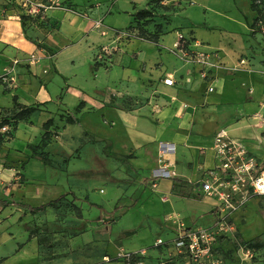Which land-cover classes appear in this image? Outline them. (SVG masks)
I'll use <instances>...</instances> for the list:
<instances>
[{
	"label": "crops",
	"instance_id": "0c3cea01",
	"mask_svg": "<svg viewBox=\"0 0 264 264\" xmlns=\"http://www.w3.org/2000/svg\"><path fill=\"white\" fill-rule=\"evenodd\" d=\"M50 1L43 10L32 14L25 28L20 17L0 26V70L12 69L17 80L12 90L1 91V96H7L10 102L0 109V123L8 118L5 110L13 108L14 98L23 106L37 108L27 120L9 119L11 137L4 141L0 138L4 143L0 151L9 152L8 162L35 161L26 158L31 153L28 146L42 143L44 125L51 120L50 131L61 126V139L70 140L75 146L73 151L78 147L81 151L89 148L90 153L98 150L96 157L106 166L103 175L98 176L118 178L110 170V165H116L115 170L121 174L118 180L126 181L131 193L152 188L162 200H207L212 206L198 185L204 172L218 165L213 141L221 130L244 142L264 169V32L252 0L247 3L246 20L234 12L224 17L213 14L211 21L204 18L203 23H173L185 9V0H172L177 3V11L164 8L166 16L159 12L155 0H95L88 6L84 0L80 4L76 0ZM160 3L170 7L168 0ZM260 5L264 8V2ZM143 9L158 10L156 22L146 27L155 33L156 25H161L157 43L133 33L137 25L133 14ZM97 21L103 22L105 35L95 27ZM179 34L186 38V53L175 48ZM40 44L52 48L53 53ZM199 54L206 56L208 66L194 59ZM31 55L38 58L34 64L29 63ZM16 59L19 64L14 66ZM86 66L93 75L82 73ZM99 74L102 78L97 80ZM167 77L174 80L172 86L164 84ZM44 116L47 119L34 139L31 134L22 142L14 138L21 125L35 126L34 118ZM68 116L79 118L83 131L76 129L78 133L66 134L75 131V126L66 122ZM108 145L113 153L130 156L134 171L127 174L118 160L108 157L104 151ZM12 151L17 157L10 160ZM63 151L65 159L71 157L68 163L62 169L53 164L49 168L68 170L73 157L67 147ZM44 152H50L49 146ZM77 171L84 173L83 169ZM23 172L8 166L4 168L3 180L13 179L15 173L26 179ZM48 187L32 193L18 185L14 192L20 194L24 203L39 206L55 200L54 195L60 196L52 194ZM5 209L0 205V214ZM16 211L22 214L19 221L31 217L30 224L21 234V243L11 242L14 238L5 239L6 250L0 249V264H59L42 260L39 237L31 234L30 225H37L40 214L45 213ZM210 213V222H216L218 215L213 206ZM10 215L5 219H10ZM202 216L207 217L205 212ZM182 221L186 227L193 226L183 218ZM160 227L165 229L166 224ZM135 252L140 251H132ZM104 264L124 262L107 260Z\"/></svg>",
	"mask_w": 264,
	"mask_h": 264
},
{
	"label": "rangeland",
	"instance_id": "374dc122",
	"mask_svg": "<svg viewBox=\"0 0 264 264\" xmlns=\"http://www.w3.org/2000/svg\"><path fill=\"white\" fill-rule=\"evenodd\" d=\"M76 1L79 4L83 2V0ZM93 1L95 0H84L87 2V6L95 4ZM157 1L155 0L154 3ZM161 1L167 0H160L157 4L159 12L166 16L162 12L166 7L160 3ZM168 1L169 8L177 11V3L172 0ZM185 1L186 7L180 16H185V18L179 17L173 23H183V20L190 23L191 21L203 23L204 18L211 21L214 17L213 14H220L224 17L233 15L234 12L245 19L249 10L248 0ZM49 2L51 3V1L46 0H0V26L7 21L15 20L16 17H21L22 14L28 16L23 20L28 25L32 14L43 10L45 6L49 5ZM261 3L256 2L258 8H261ZM153 11L158 12L155 9ZM186 15L190 16L187 17ZM151 22H156V20ZM148 23L150 24V22ZM143 24L141 23L140 26ZM133 33L135 36L140 34L137 29ZM82 73L93 75L89 66L82 68ZM12 74L13 71L9 75L13 76ZM100 78L102 75L97 80ZM64 82L66 83V79ZM11 88L9 85L0 82V109L10 102L7 96H1V91L6 93L7 90H12ZM44 117L39 119L35 117L33 120L35 126L21 125L14 138L22 142L28 140V135L31 134L32 139H34L43 122L47 119V116ZM85 121L88 123L87 118ZM74 126L75 131H68L66 134H76L78 133L76 129L79 131L84 129L83 126ZM99 129L100 131L103 130L102 128ZM48 135L50 138L45 148L49 146L50 152L46 153L53 167L62 169L71 159V157L65 159L67 156H64L66 153H64L63 148L67 147V151L71 152L73 158L67 171H56L33 158L32 160L35 161L26 164L24 162H8L6 159L9 152L0 151V163L3 164L4 168L13 167L16 171H24L23 173L27 175L26 179L21 177L19 181H16V175L19 176L20 174L15 173L13 179L9 180L11 185L5 184L4 189L6 191H0V199L6 200V197L11 196L7 200L24 203L19 196L20 194L14 192L18 189V185H24L27 191L33 193L40 189L43 191L50 184L48 188L51 189L52 194L69 193L64 200L58 203L57 208H50L45 214H40L39 221L36 222L37 225H30L31 234L34 233L39 237L42 260L57 261L59 264H104L107 260L123 261L127 254H134L132 251L146 249L148 251L147 256L151 261L161 260L164 264H264V205L260 203L259 199L252 200L245 209L234 215L233 220L227 221L224 226H220L218 220L214 223L210 222L211 215L208 214H211L213 205L211 206L209 201L205 200L206 203L205 201L200 202V200L176 199L177 201L173 202L171 198L163 201L160 195L153 193L152 188H147V190L140 188L135 193L128 192L125 185L126 181L118 180L121 174L115 170L116 165H110V170L118 178L109 179L97 175L98 173L102 174L106 167L96 157L98 150L90 153L89 148H84L81 151V147H78L77 150L73 151V148L75 149L74 144L71 146L70 140L66 142L61 139V126L53 129ZM10 137L11 135L1 138V140L4 141ZM3 144L0 141V148ZM10 154V160L14 159V156L17 157L14 151ZM119 163L121 164V162ZM79 169H83L84 173L77 171ZM88 169L90 170L86 171ZM125 171L127 174L129 173L126 169ZM45 190V195H48L49 191ZM12 191L14 194L11 193ZM73 194L82 200H74L75 195ZM57 197L54 195L52 199ZM5 208L4 212L0 214L1 251L6 250L5 239L14 238L11 242L21 243V234L27 231L26 224H30L31 218L19 221L22 214L16 210L22 208L17 206ZM204 212L207 217H201ZM11 213L10 219H5L6 215ZM170 215H179L187 224H193V229L199 227L215 228L211 254L204 257L201 262L193 261L187 254H178L172 241L174 225L167 221ZM160 223L161 225L166 224V230L160 227ZM170 228L173 230L170 231ZM172 235L171 239L168 238ZM159 238L168 240V243L156 247L155 242Z\"/></svg>",
	"mask_w": 264,
	"mask_h": 264
},
{
	"label": "built area",
	"instance_id": "2783aa9c",
	"mask_svg": "<svg viewBox=\"0 0 264 264\" xmlns=\"http://www.w3.org/2000/svg\"><path fill=\"white\" fill-rule=\"evenodd\" d=\"M264 0H257L258 3ZM261 30L264 32V18L259 22ZM95 27L102 30L105 35L106 30L103 22L97 21ZM186 38L179 34V39L175 43V48L186 53L183 41ZM104 50H108L105 46ZM197 61L208 66L207 58L204 54L197 55ZM29 63L34 64L38 58L35 55L28 57ZM19 64V60L13 61V65ZM12 69L4 68L0 70V82L10 87H15L17 81L14 76H10ZM164 84L172 86L174 80L171 77L164 79ZM211 90V89H210ZM12 127L0 123V137L5 138L12 133ZM214 148L218 165L204 172L201 182L198 185L203 197L210 199L213 208L217 211L218 224L224 226L227 221L233 220L234 215L245 209L254 199H259L264 205V169L258 159L252 156L244 142L232 139L224 130L219 131L214 137ZM4 167L0 168V191L4 189L5 184L11 185V182L3 180ZM16 181L19 176L16 175ZM154 189L158 188L156 183L152 184ZM163 201H166L163 199ZM168 222L174 225L173 242L178 254H187L193 261L201 262L204 257L211 254L213 236L215 228L199 227L193 229L186 227L179 215H170ZM168 243V240L159 238L155 246ZM124 256V264H164L163 261L153 262L147 256L146 250ZM149 259V260H148Z\"/></svg>",
	"mask_w": 264,
	"mask_h": 264
},
{
	"label": "trees",
	"instance_id": "16d2710c",
	"mask_svg": "<svg viewBox=\"0 0 264 264\" xmlns=\"http://www.w3.org/2000/svg\"><path fill=\"white\" fill-rule=\"evenodd\" d=\"M46 1H50V0H46ZM159 1L160 0L157 1V4ZM252 1H253L252 7L254 8V10H257L260 14L259 18L260 19L264 18V16H263L264 8H261V9L258 8V6L256 5V0H252ZM165 9L169 10L170 8L166 7ZM153 10L154 9H143V10L135 12V14H133V17L137 21V25L134 27V29L135 30L137 29V31L140 32V34L137 35L136 37L157 43L158 39H159V33L162 32L161 25H156L155 33H150L146 28L149 24L148 22L152 23L151 21H153L154 18L157 17V14ZM26 16L27 15L22 14L20 17L21 22H22V26L24 28L27 25L26 22L23 21V20H25ZM141 23H144V24L142 26H140ZM142 29H144V30H142ZM39 46L47 49L50 53H53L52 48H50L46 44H43V45L40 44ZM80 108H81V106H78L76 108V110L79 111ZM36 110H37V108L34 105L23 106L17 102L16 98H14L13 108L10 110H5L9 114L8 118L4 119L1 124L11 123L9 119H11V120H14V119L15 120H27L30 118V116L34 112H36ZM66 122L68 124H71V125L82 126L80 119L76 118L74 116H68L66 118ZM52 125H53V121L49 120L48 122H46V124L44 125V128H43L44 129V135L42 137V143L38 146H34V145L28 146V149L30 150L31 153L26 157L28 159H32V158L37 159L47 167H51L52 162L49 159L48 154L46 152H44V149L46 147L47 141L50 138V136L48 134H50L52 132V131H50V127ZM54 129H56V128H54ZM104 151L108 157L114 158V159L118 160L119 162H121V164L125 167V169L128 172L131 173L132 171H134V167L130 162V156H120L116 153H113L110 145L106 146ZM68 195H69V193L61 194L57 199L51 200V201L44 203V204H41L39 206H31V205H28L26 203L13 202V201L10 202L7 199L6 200L0 199V205H2L3 207H7V206L8 207L9 206H15L16 207L17 206V207L24 209L25 211L30 212L31 214H39V213H45L49 207L53 208V209L57 208L58 203L60 201L64 200ZM74 200H77V198L75 196H74ZM91 205L94 206L93 204H91ZM133 257H135L134 254H131V258H133Z\"/></svg>",
	"mask_w": 264,
	"mask_h": 264
}]
</instances>
